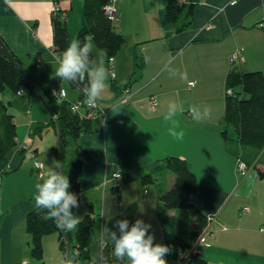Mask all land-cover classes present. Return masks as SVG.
<instances>
[{
	"label": "crops",
	"instance_id": "crops-1",
	"mask_svg": "<svg viewBox=\"0 0 264 264\" xmlns=\"http://www.w3.org/2000/svg\"><path fill=\"white\" fill-rule=\"evenodd\" d=\"M233 1L184 0L186 5L195 4L194 15L178 31V24L167 16L166 0H118L117 29L125 42L113 66L91 42L92 60L103 57L109 79L98 100L105 114L91 120L95 132L83 133L76 141L84 163L77 195L80 207L74 213L81 220L91 212L96 219L88 254L78 257L79 264H89L100 249V230L110 214L128 219L130 225L137 218L144 220L151 224L154 243L165 245L159 196L172 187L175 174L154 170L168 156L186 160L196 173L199 186L192 200L197 207L207 215L217 213L212 246L203 250L206 263L264 264V149L227 143L222 135L233 54L241 52L238 69L264 72V28L259 25L264 0ZM84 5L85 0H0V36L43 97L30 96L27 88L24 94L0 91L17 131V144L7 155L10 171L0 173V264H65L69 257L65 237L64 247L59 233L45 235L42 257L34 256L27 216L35 209V184L59 165L55 118L61 102L50 90L57 85L66 88L70 102L82 94L55 77L56 58L63 52L53 50L52 15L58 6L67 16L70 41L78 40ZM184 72L187 80L180 78ZM126 88L131 90L128 103L123 102ZM152 96L159 99L155 108ZM169 101L184 106V112L174 117L182 139L169 134L172 123L165 120ZM193 105L210 106L211 118L195 121L190 114ZM25 142H30L28 149L22 147ZM74 159L70 155L71 163ZM239 159L249 165L244 176L236 169ZM36 160L44 162L43 170L35 167ZM115 172L121 177L115 178ZM151 172L154 181L145 184L142 178ZM166 213L175 216L176 232L187 236L190 212ZM70 243L71 253L78 252L75 230Z\"/></svg>",
	"mask_w": 264,
	"mask_h": 264
},
{
	"label": "trees",
	"instance_id": "trees-1",
	"mask_svg": "<svg viewBox=\"0 0 264 264\" xmlns=\"http://www.w3.org/2000/svg\"><path fill=\"white\" fill-rule=\"evenodd\" d=\"M109 0H85L83 12V25L78 33V40L94 42L101 52L109 59L120 52L124 42V35L116 28L118 22H114L106 13L104 7ZM186 3L184 0H166L167 16L172 22L178 24V31H182L190 24L194 15L195 4H190L186 13V20L182 24L178 21L184 13ZM54 29L53 50L62 53L70 41L67 16L61 10L52 15ZM93 59V53H91ZM72 87L81 91V86L70 82ZM59 86V85H57ZM28 89L30 96L36 93L28 85L20 70L9 59L0 53V91L11 89L19 92ZM227 88L233 89V94L228 95L224 115V128L222 135L227 143L238 141L242 147L262 150L264 149V72L242 71L234 67L227 76ZM82 93V92H81ZM81 94V98H83ZM85 111H73L72 102L64 100L55 118L62 129L63 157L73 156L72 168L68 172L64 164V172L70 181L69 191L76 195L81 192L80 171L84 163L82 149L76 143L83 133L95 132L92 121L87 119ZM17 144V131L14 115L0 101V173L5 174L8 168V153ZM69 145V148L67 146ZM243 160V159H242ZM246 162V161H245ZM160 169L170 170L175 174L172 187L159 196V216L164 229L165 245L173 248L169 256H166L167 264H176L179 250H187L197 240L198 236L208 225L207 214L203 213L193 202L199 182L194 171L190 169L186 160L177 156H168L161 160ZM4 171V172H2ZM154 172L145 174V184L154 181ZM187 210L190 212V230L187 236L176 232V218L168 215L167 210ZM75 211V209H73ZM43 212L35 209L27 216V229L32 236V252L36 257L43 255V237L45 235L59 233L62 246L65 240L61 229L57 228L52 220H44ZM96 223L95 216L88 212L75 230L76 245L79 258L88 254V247L92 239V230ZM71 239V232H67ZM187 264H207L202 251L194 252L192 259Z\"/></svg>",
	"mask_w": 264,
	"mask_h": 264
},
{
	"label": "clouds",
	"instance_id": "clouds-1",
	"mask_svg": "<svg viewBox=\"0 0 264 264\" xmlns=\"http://www.w3.org/2000/svg\"><path fill=\"white\" fill-rule=\"evenodd\" d=\"M92 51L93 45L90 41L82 43L73 39L56 58L55 69L56 78L81 86L84 103L88 107L97 105L109 79V71L103 57L93 61L90 58ZM175 74L173 72V75ZM179 75L181 79L187 80V72ZM55 93L53 90V95ZM61 94L63 95L62 90ZM184 110V106L177 101H169L167 104L165 120L172 123L169 134L177 139H182L184 133L176 130L174 117ZM190 114L199 122L211 118L212 109L208 105H193ZM69 188L70 181L67 175L63 174L57 165L35 184L33 195L35 210L38 213L43 212L44 220H52L57 228L64 232H72L80 224L79 216L73 211L80 207V203L77 195L70 192ZM108 221H114L111 227L108 226ZM150 228L151 224L140 218L130 225L128 219H115L110 214L100 230V249L93 253L89 264H167L165 257L172 253L173 248L154 243V235L149 231ZM105 247L110 251L105 253ZM65 264H79L78 254L71 253Z\"/></svg>",
	"mask_w": 264,
	"mask_h": 264
},
{
	"label": "built area",
	"instance_id": "built-area-1",
	"mask_svg": "<svg viewBox=\"0 0 264 264\" xmlns=\"http://www.w3.org/2000/svg\"><path fill=\"white\" fill-rule=\"evenodd\" d=\"M117 1L118 0H109L108 3H106V5L104 7L108 16L111 18L112 21H114L116 23L118 22V13H117V8H116V2ZM236 2H237V0H234L232 2V4H235ZM57 10H59L58 6H56V11ZM259 25L262 28H264V19L260 22ZM240 57H241V52H239V51H237L233 54V56H232L233 66L238 63V60L240 59ZM108 62H109V65L113 66V64L115 62V56L109 57ZM115 76H116V73L112 69V77H115ZM194 83H195L194 81H191V83H189V84L191 86H193ZM53 90L56 91L55 95H53ZM61 90L63 91V95L61 94ZM124 92H125V97L123 99V102L128 103L130 101L131 90L129 88H126L124 90ZM233 92L234 91L232 88L227 89L228 95L233 94ZM18 93L24 94L25 90L22 89ZM50 94L52 97L56 98L57 100H59L62 103L67 98V89L62 87V86H54L51 88ZM150 103L155 108L159 105V99L156 96H152L150 98ZM72 109H75V111H78V110L79 111L80 110L85 111L84 116L89 120H92V119H94V118H96L102 114H105V111L101 108L98 101H97V105L95 107H88L84 103V97L72 102ZM22 147L24 149H28L30 147V142L23 143ZM34 164H35V167L39 170H43V168L45 167L44 162L39 161V160H36ZM8 169L9 168H7V170H5V171H8ZM236 169L240 173V175L244 176L248 173L249 165L244 160L239 159ZM2 172H4V171H2ZM113 176L115 178L121 177V172H115L113 174ZM244 210H249V207H245ZM207 218H208V225L205 228V230L198 236L197 240L190 246L189 249L179 250L177 260H176V264H187L192 259V255L194 254V252H197V251L203 252V250L205 248L212 246V240H213L215 235H214V231L212 230L211 226H212V223L217 220V213L208 214Z\"/></svg>",
	"mask_w": 264,
	"mask_h": 264
},
{
	"label": "water",
	"instance_id": "water-1",
	"mask_svg": "<svg viewBox=\"0 0 264 264\" xmlns=\"http://www.w3.org/2000/svg\"><path fill=\"white\" fill-rule=\"evenodd\" d=\"M0 53L4 55L7 59H9L13 64L16 65V67L20 70V72L23 74L25 77L28 85L30 88H32L35 93L43 100L42 95L40 94V91L32 81V79L27 75V73L24 71L23 67L21 66L20 62L17 60L13 52L10 50L9 46L6 44L4 39L0 36ZM58 125V131H59V170L63 174L64 172V166H63V134H62V129L59 124ZM63 233L65 240L67 242V248H68V256L71 254V243H70V238L68 237L67 233L61 230Z\"/></svg>",
	"mask_w": 264,
	"mask_h": 264
},
{
	"label": "rangeland",
	"instance_id": "rangeland-1",
	"mask_svg": "<svg viewBox=\"0 0 264 264\" xmlns=\"http://www.w3.org/2000/svg\"><path fill=\"white\" fill-rule=\"evenodd\" d=\"M188 9H189V5H185L184 13H183L182 17L178 21L179 24H182L183 22H185V20L187 18L186 13H187ZM116 28H118V27H116ZM236 66H237V64L234 65V67H236ZM67 148H69V145L67 146ZM70 163H71L70 162V155H67V157H66V165H67L66 169H67L68 172L72 168V163H71V168H70ZM5 174H7V173H5ZM180 222H181V225H183L185 223V220L183 218H181Z\"/></svg>",
	"mask_w": 264,
	"mask_h": 264
}]
</instances>
